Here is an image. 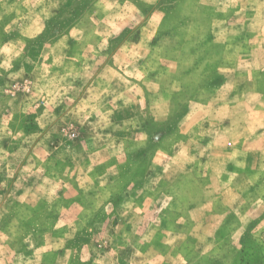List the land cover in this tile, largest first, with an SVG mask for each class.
Masks as SVG:
<instances>
[{
    "label": "rangeland",
    "instance_id": "obj_1",
    "mask_svg": "<svg viewBox=\"0 0 264 264\" xmlns=\"http://www.w3.org/2000/svg\"><path fill=\"white\" fill-rule=\"evenodd\" d=\"M115 2L64 0L42 22L39 9L33 19H24L31 0L0 3V31L13 28L6 39L26 28L35 32L42 23L40 35L56 30L59 40L71 37L70 48L80 45L78 66L101 81L97 88L109 100V84L131 82L127 96L115 101V112L99 109L86 117L95 131H108L97 123L130 121L149 137L139 140V147L130 143L128 152L121 149L110 161L90 160L83 183L77 173L46 196L37 191L36 175L21 179L29 160H43L45 175H62L75 164L68 158L51 162V146L39 137L25 142L28 154L20 169L0 164V260L264 264V37L249 21L238 22L240 9L225 7L228 0H135L133 8L121 2L119 9ZM91 34L109 46L113 34L133 42L111 63L96 67L85 52L93 44ZM145 53L152 57L146 75ZM143 80L156 86L157 102L141 111V100L148 103L147 89L137 87ZM33 127L39 129L28 126L29 132ZM85 140L91 142L87 125L68 143L81 150L79 141ZM104 172H109L111 195L93 182V173Z\"/></svg>",
    "mask_w": 264,
    "mask_h": 264
},
{
    "label": "clouds",
    "instance_id": "obj_2",
    "mask_svg": "<svg viewBox=\"0 0 264 264\" xmlns=\"http://www.w3.org/2000/svg\"><path fill=\"white\" fill-rule=\"evenodd\" d=\"M63 2L64 0H31L29 15L24 19H33L36 10L39 9L41 22L46 21L51 9L59 7ZM121 2L124 3L125 8H133L136 5L135 0H116L114 7L119 9ZM147 2L151 3L153 0ZM0 3H3V0H0ZM225 7H239L240 11L236 15L241 18L238 22L249 21V26L264 37V0H228ZM129 23L131 27H135L131 21ZM12 31V25L0 31V164L7 163L11 168L12 163H15L16 168L20 169V161L28 154V149L23 147L24 143L32 140L33 137H39L42 145L47 142L46 146H51L52 150L49 154L52 156L51 162H60L68 158L75 164V170L64 168L62 175L53 171L45 175L41 172V168L46 167L43 160H29V169L27 172L21 170V179L25 180L29 175H36L37 191L46 196L48 190L57 183L64 186V180L72 181V177L77 173H82L80 179L83 183V177L87 175L86 170L90 168V160H95L97 164L110 161L121 149L128 152L130 143L139 147V140H149L147 133L141 131L136 124L129 126L130 121L123 124L119 121H109L108 124L97 123L96 128L108 129L107 133H101L94 130L90 118L86 119L99 109H104L109 115L115 112V101L122 95L127 96V89L132 86L131 82L125 84L117 81L115 85L109 84L108 95L113 97L109 100L108 96L97 88V84L101 81L92 80L87 74V68L83 65L78 66L77 62L82 59L80 45L70 48L67 41L71 37L59 40L61 32L51 29L40 35L43 31L42 23L35 32L26 28L21 30L19 37L6 39L12 36ZM64 31L66 32L67 29L65 28ZM90 38L93 39V44H90L85 52L86 55L91 53V58L96 60V67L104 64L105 61L111 63L113 55L119 57L122 50L133 42L119 34L112 35L110 46L95 41L94 34H91ZM78 39L84 40L85 37L78 35ZM97 43L99 50L95 46ZM145 55L147 59L142 67L146 75L151 67L148 61L152 57L147 53ZM86 62L85 59L84 63ZM137 87H145L148 92V103H144L143 99L140 102L141 111L148 109L149 104L157 102V96L153 95L152 91L156 87L154 84L143 80ZM96 93L104 96V99H95ZM109 104L112 105L110 110ZM89 109L92 111L90 112ZM28 117L34 119L29 120ZM32 125H39V129L33 127L29 132L28 126ZM85 125L91 142L79 141L83 147L78 150L68 141L75 140ZM57 138L59 144L56 143ZM37 147L39 148L40 145ZM17 148L18 151L13 150ZM9 156L13 157L12 162H9ZM112 164L115 165L116 161L115 163L112 161ZM105 167L108 165L105 164ZM33 168L37 170L36 173H32ZM111 171L112 169L109 168V172ZM109 172H104L103 175L93 173V182H98V190H102L107 195L112 194L110 191L112 184L108 180ZM134 188V185L130 184L128 191L132 192ZM100 202L102 203L103 200ZM261 203L264 204V201ZM109 209H111L110 205ZM28 243L31 245V240ZM0 264L4 262L0 260ZM36 264H39L38 260Z\"/></svg>",
    "mask_w": 264,
    "mask_h": 264
}]
</instances>
